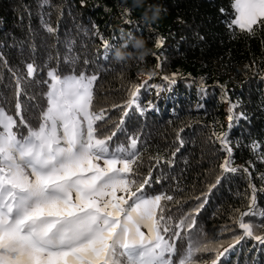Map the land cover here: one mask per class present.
I'll return each mask as SVG.
<instances>
[{
  "label": "trees",
  "instance_id": "trees-1",
  "mask_svg": "<svg viewBox=\"0 0 264 264\" xmlns=\"http://www.w3.org/2000/svg\"><path fill=\"white\" fill-rule=\"evenodd\" d=\"M148 2L165 9L163 18L151 26L142 21L143 9L133 8L132 0H50L43 7L42 0H0V53L22 79L26 63L35 61L38 68L35 78L24 81L26 95L17 98L12 74L0 65V107L11 112L19 101L25 118L35 126L46 104L43 81L49 69L57 68L61 74H97L96 104L109 108L113 121L123 118L127 131L148 145L145 166L154 163L147 159L149 155L174 159L173 165L162 161L153 172L161 180L153 188L169 191L182 201L172 208L173 213L196 207L201 201L193 197L205 199L202 194L222 176L196 219L197 227L203 225L210 235L220 234L227 247V241L242 234L233 210H247L243 196L247 182L242 172L223 173L220 164L226 154L216 134H227L234 165L249 167L259 187L258 173L264 172V163L256 159L250 145L256 142L264 150V31L233 36L226 26L232 15L231 0ZM45 25L53 31L48 32ZM100 36L114 45L106 60ZM143 37L152 50L145 61H114L116 50L125 42L124 51L136 53V42ZM161 37L162 47L157 48ZM149 70L153 79L138 95L142 109L149 103L153 107L112 109L113 104L126 103L130 85L148 79L149 75L138 73ZM172 74H176L175 84L162 79ZM151 85L159 86V91ZM229 101L237 105L235 114L243 113L247 119L230 122ZM123 112L128 115L122 116ZM178 137L184 141L182 147ZM176 147L180 151L171 157ZM257 197L259 209H264V193L258 192ZM244 219L264 223L259 216ZM254 244L251 239L241 240L221 258V264H264V251Z\"/></svg>",
  "mask_w": 264,
  "mask_h": 264
},
{
  "label": "snow or ice",
  "instance_id": "snow-or-ice-1",
  "mask_svg": "<svg viewBox=\"0 0 264 264\" xmlns=\"http://www.w3.org/2000/svg\"><path fill=\"white\" fill-rule=\"evenodd\" d=\"M49 2L42 0V7ZM230 7L226 26L233 36L264 31V0H231ZM99 38L106 60L114 45ZM162 44L163 38H158L156 47ZM155 58L159 70V56ZM0 65L12 74L17 98L26 95L23 84L35 78V61L26 63L23 79L2 53ZM46 76V104L35 126L25 118L19 101L11 112L0 107V264H221V258L244 239L255 241L254 247L264 251V223L244 219L259 216L264 220L257 197L258 192L264 193V172L258 173V187L249 167L234 165L227 134H216L226 154L220 168L223 173L244 174L247 210H233L242 234L227 241L226 247L220 234L205 233L196 219L222 176L202 194L205 199L193 197L201 201L196 207L176 215L172 208L182 201L169 191L153 188L161 183L153 172L162 161L173 165L174 159L149 155L147 159L154 163L145 166L148 145L127 131L123 118L113 121L110 109L96 104L98 75L61 74L51 68ZM152 79L149 75L142 84H131L126 103L111 108L145 111L153 107L149 103L142 109L138 95ZM162 79L175 84L176 74ZM150 87L159 91L157 85ZM229 103L230 122L247 119L243 113L237 116V105ZM183 144L179 139V145ZM250 149L264 163L261 145L252 142ZM179 151L176 147L171 157Z\"/></svg>",
  "mask_w": 264,
  "mask_h": 264
},
{
  "label": "clouds",
  "instance_id": "clouds-1",
  "mask_svg": "<svg viewBox=\"0 0 264 264\" xmlns=\"http://www.w3.org/2000/svg\"><path fill=\"white\" fill-rule=\"evenodd\" d=\"M132 7L143 9V14L141 16L142 21L151 26L157 24L162 18L165 12L164 6L161 4L149 3L148 0H132ZM127 47V42L123 44L119 49L116 50V56L114 61L117 64L125 63L130 59H135L137 61L143 62L146 58L152 54V50L147 47V40L143 37L136 42L135 47L138 49L136 53L125 52L124 48ZM151 70L148 72L141 71L138 73L141 77L150 75Z\"/></svg>",
  "mask_w": 264,
  "mask_h": 264
}]
</instances>
